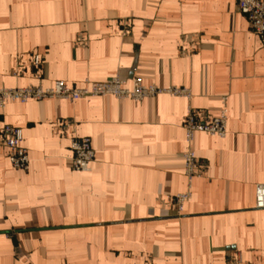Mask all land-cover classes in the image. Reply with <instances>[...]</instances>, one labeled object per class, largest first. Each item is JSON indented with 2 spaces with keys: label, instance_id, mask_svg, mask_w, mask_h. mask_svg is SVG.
Masks as SVG:
<instances>
[{
  "label": "crops",
  "instance_id": "0c3cea01",
  "mask_svg": "<svg viewBox=\"0 0 264 264\" xmlns=\"http://www.w3.org/2000/svg\"><path fill=\"white\" fill-rule=\"evenodd\" d=\"M116 75L191 98L0 106L30 156L14 168L0 140V264H264V44L237 0H0V88ZM189 106L227 107V136L189 144ZM74 137L96 151L89 172L73 168ZM190 149L205 166L191 187ZM188 190L180 213L170 200Z\"/></svg>",
  "mask_w": 264,
  "mask_h": 264
},
{
  "label": "built area",
  "instance_id": "2783aa9c",
  "mask_svg": "<svg viewBox=\"0 0 264 264\" xmlns=\"http://www.w3.org/2000/svg\"><path fill=\"white\" fill-rule=\"evenodd\" d=\"M237 5L250 24L251 30L264 44V0H237ZM35 65H40L41 58L35 56ZM172 93L177 96L191 98L189 89L171 87L168 89L147 85L139 77L134 78L132 88L125 86L121 76H113L102 82H88L84 87H71L64 81L58 80L51 87L28 85L21 88H0V106L4 108L8 102L26 103L30 100L46 98L70 99L72 101L90 96L113 95L118 98H131L142 101L158 93ZM184 128L187 132V141L193 143L195 134L199 131L207 132L212 136L224 138L228 133V109L224 106L218 116H210L202 110L188 107ZM0 140L7 149V156L12 166L16 169L27 170L30 165L28 149L23 145L24 133L22 128L4 124L0 128ZM73 150L72 163L75 171L89 172L96 158V151L89 137H74L71 141ZM185 173L192 186L193 180L201 175L204 164L191 149L184 152ZM191 191L179 193L171 198V203L181 213L185 203L190 199ZM256 207L264 209V183L256 189Z\"/></svg>",
  "mask_w": 264,
  "mask_h": 264
}]
</instances>
